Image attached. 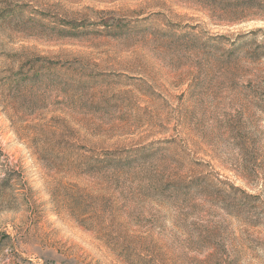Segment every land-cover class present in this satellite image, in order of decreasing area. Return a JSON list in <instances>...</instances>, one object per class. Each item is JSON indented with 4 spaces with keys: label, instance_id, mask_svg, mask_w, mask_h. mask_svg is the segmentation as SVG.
I'll list each match as a JSON object with an SVG mask.
<instances>
[{
    "label": "rangeland",
    "instance_id": "374dc122",
    "mask_svg": "<svg viewBox=\"0 0 264 264\" xmlns=\"http://www.w3.org/2000/svg\"><path fill=\"white\" fill-rule=\"evenodd\" d=\"M0 264H264V0H0Z\"/></svg>",
    "mask_w": 264,
    "mask_h": 264
}]
</instances>
